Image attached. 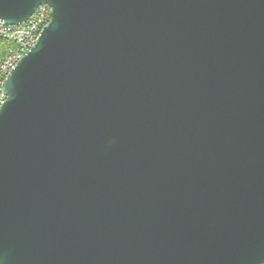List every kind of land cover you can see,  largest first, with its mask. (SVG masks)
<instances>
[{"label":"water","instance_id":"1","mask_svg":"<svg viewBox=\"0 0 264 264\" xmlns=\"http://www.w3.org/2000/svg\"><path fill=\"white\" fill-rule=\"evenodd\" d=\"M50 21L3 83L0 264H264V0H0Z\"/></svg>","mask_w":264,"mask_h":264},{"label":"built area","instance_id":"2","mask_svg":"<svg viewBox=\"0 0 264 264\" xmlns=\"http://www.w3.org/2000/svg\"><path fill=\"white\" fill-rule=\"evenodd\" d=\"M51 7L41 4L31 17L22 24H7L0 21V40L14 43L0 60V110L7 96L3 91V83L13 67L35 45L43 28L50 21Z\"/></svg>","mask_w":264,"mask_h":264},{"label":"trees","instance_id":"3","mask_svg":"<svg viewBox=\"0 0 264 264\" xmlns=\"http://www.w3.org/2000/svg\"><path fill=\"white\" fill-rule=\"evenodd\" d=\"M12 47H14V43L5 40H0V60L7 53L8 49Z\"/></svg>","mask_w":264,"mask_h":264}]
</instances>
